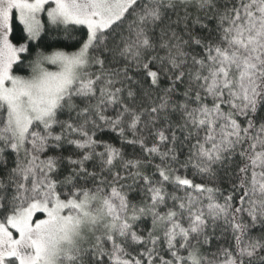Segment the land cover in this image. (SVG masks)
I'll return each mask as SVG.
<instances>
[{"label": "snow or ice", "instance_id": "obj_1", "mask_svg": "<svg viewBox=\"0 0 264 264\" xmlns=\"http://www.w3.org/2000/svg\"><path fill=\"white\" fill-rule=\"evenodd\" d=\"M0 264H264V0H0Z\"/></svg>", "mask_w": 264, "mask_h": 264}]
</instances>
